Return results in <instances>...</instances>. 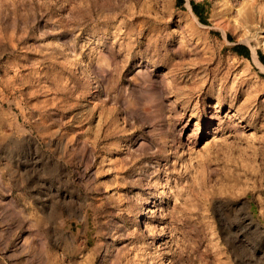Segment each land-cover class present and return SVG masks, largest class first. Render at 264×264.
<instances>
[{
	"label": "rangeland",
	"instance_id": "obj_1",
	"mask_svg": "<svg viewBox=\"0 0 264 264\" xmlns=\"http://www.w3.org/2000/svg\"><path fill=\"white\" fill-rule=\"evenodd\" d=\"M0 264H264V0H0Z\"/></svg>",
	"mask_w": 264,
	"mask_h": 264
},
{
	"label": "trees",
	"instance_id": "obj_2",
	"mask_svg": "<svg viewBox=\"0 0 264 264\" xmlns=\"http://www.w3.org/2000/svg\"><path fill=\"white\" fill-rule=\"evenodd\" d=\"M236 51L244 54V55H249L250 54V49L248 47L245 46H238L235 47Z\"/></svg>",
	"mask_w": 264,
	"mask_h": 264
},
{
	"label": "bare ground",
	"instance_id": "obj_3",
	"mask_svg": "<svg viewBox=\"0 0 264 264\" xmlns=\"http://www.w3.org/2000/svg\"><path fill=\"white\" fill-rule=\"evenodd\" d=\"M130 28H131V27H130ZM132 28H133V27H132ZM126 29H127V28H126ZM128 29H129V28H128ZM130 31H132V30H130ZM103 72H105V68L103 69ZM141 79H142V78H141ZM219 97L223 99V98L225 97V91L220 92V93H219ZM233 118H234V116H233ZM147 229H148V228H147ZM147 231H148V230H147ZM147 231H146V232H147Z\"/></svg>",
	"mask_w": 264,
	"mask_h": 264
}]
</instances>
